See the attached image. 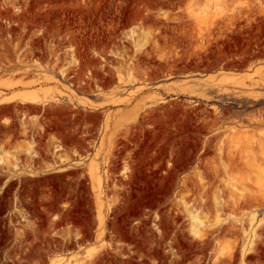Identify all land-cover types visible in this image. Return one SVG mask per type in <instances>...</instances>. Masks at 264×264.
<instances>
[{
    "label": "rangeland",
    "instance_id": "374dc122",
    "mask_svg": "<svg viewBox=\"0 0 264 264\" xmlns=\"http://www.w3.org/2000/svg\"><path fill=\"white\" fill-rule=\"evenodd\" d=\"M259 139L264 0H0V264H264Z\"/></svg>",
    "mask_w": 264,
    "mask_h": 264
},
{
    "label": "bare ground",
    "instance_id": "6f19581e",
    "mask_svg": "<svg viewBox=\"0 0 264 264\" xmlns=\"http://www.w3.org/2000/svg\"><path fill=\"white\" fill-rule=\"evenodd\" d=\"M14 1H16V0H14ZM79 1V0H78ZM9 3H10V1H9ZM9 12V11H8ZM142 14V13H141ZM140 14V15H141ZM189 14V13H188ZM143 15V14H142ZM199 16H200V14H198ZM147 16V15H146ZM196 16V15H195ZM172 17H174V16H172ZM192 17V16H191ZM198 17V16H197ZM178 18V17H177ZM194 18H196V17H194ZM205 18V17H204ZM206 19V18H205ZM176 20V19H175ZM198 20V19H197ZM204 20V19H203ZM207 20V19H206ZM15 23V22H14ZM200 23V22H199ZM201 26V25H200ZM201 29V28H200ZM203 33V32H202ZM198 34V33H197ZM201 35V34H200ZM205 39V38H204ZM72 56H74V55H72ZM118 56V55H117ZM77 60H75V59H73V64L76 62ZM102 64V63H101ZM75 65V64H74ZM103 69V68H102ZM68 74V73H67ZM101 75H103V74H101ZM123 83H124V81H123ZM13 84L11 83V86H12ZM10 99V98H9ZM11 100H19L21 103H24V104H32V105H37V104H39L41 101H42V97L38 94V93H35V92H33V93H29V94H24V95H16L15 94V96L14 97H11ZM31 108L32 109H34V110H36L37 111V109H38V107L37 106H31ZM31 108H29V109H31ZM33 110V111H34ZM38 111H39V109H38ZM109 119V118H108ZM262 142H264V140L263 139H259V140H257V141H254V142H251V145H246L247 146V148H246V150L244 149V147L241 149V151L239 152V153H243V150H245L244 151V154L243 155H241V157L239 158V160H241V163H242V165L246 168V170H248L246 173H248L249 174V176H247V178L245 179V177H244V183L242 184V183H240V185L242 184V185H244V187L246 188H248V190L249 189H251V196L249 197L250 198V201L253 203V206L255 205V204H257V202H258V199L261 197V199H264V195L262 196V191H264V144L262 143ZM245 144V143H244ZM236 147H238V146H236ZM60 148V147H59ZM254 148H257V150H255ZM26 153H28V154H30V156H35L36 154H35V152L33 151V147H30V148H27L26 147ZM240 149V148H239ZM246 152H248L249 154H254L253 155V157H251V156H246ZM255 153H257V154H255ZM1 158V157H0ZM241 165V164H240ZM8 167V166H7ZM91 168V167H90ZM228 169V168H227ZM245 173V172H244ZM94 178L96 179V177L94 176ZM236 180L237 181H240V180H238L237 178H236ZM96 181H98V182H100L101 183V180H100V178H98V180H96ZM241 182V181H240ZM224 183H226L225 184V187H227V188H229V190H230V193H231V199H232V203L233 204H239L240 203V201L242 200V195H240V193L242 192H238V190L240 191V189H239V187H238V184H239V182H235L233 179H226L225 180V182ZM99 185H101V184H99ZM261 193V196L260 197H258V195H256V194H260ZM219 197V196H218ZM244 197H245V195H244ZM263 197V198H262ZM220 198V197H219ZM215 199H216V197H215ZM203 201V200H202ZM246 202H247V200H246ZM264 202V201H263ZM184 203V202H183ZM224 201L222 202V200L221 201H219V200H215V205L217 206V211H218V213H219V211L220 210H222L223 209V207H224ZM250 204V203H249ZM185 205V204H184ZM188 206V205H187ZM234 207H235V205H234ZM180 208V207H179ZM190 208V207H189ZM201 208V207H200ZM240 208V207H239ZM186 209V208H185ZM187 209H188V207H187ZM195 209V208H194ZM177 210H182L181 208L180 209H178L177 208ZM199 210V209H198ZM187 211V210H186ZM191 211V210H190ZM185 212V211H184ZM189 212V211H188ZM221 212V211H220ZM178 213V212H177ZM179 213H181V212H179ZM190 214H192L191 212H190ZM193 215V214H192ZM196 215V214H195ZM218 216V215H217ZM193 218H195V216L193 217ZM197 218V217H196ZM103 220V219H102ZM101 220V221H102ZM200 221V220H199ZM103 223V222H102ZM104 223H105V221H104ZM104 223H103V226H104ZM224 224V223H223ZM226 224V223H225ZM196 225H197V223H196ZM193 226V225H192ZM197 227H199V226H197ZM193 228V230H196V229H194V227H192ZM192 231V230H191ZM199 231H200V229H199ZM198 232V229H197V231H195V233H194V235L196 234ZM200 234V233H199ZM202 234V233H201ZM198 236V235H197ZM100 238V237H99Z\"/></svg>",
    "mask_w": 264,
    "mask_h": 264
}]
</instances>
